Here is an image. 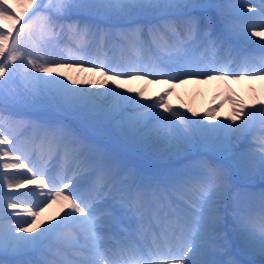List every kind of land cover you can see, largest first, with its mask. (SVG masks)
Masks as SVG:
<instances>
[{
  "label": "snow or ice",
  "instance_id": "6c2138e0",
  "mask_svg": "<svg viewBox=\"0 0 264 264\" xmlns=\"http://www.w3.org/2000/svg\"><path fill=\"white\" fill-rule=\"evenodd\" d=\"M23 4L16 12L0 0L11 22L0 30V163L24 170L0 173V264H264V101L246 110L228 96L232 116L209 126L217 108L195 119L166 99L190 81L264 79V57L241 48L264 39V0ZM109 46L149 58H101ZM237 60L242 71L228 70ZM134 80L165 90L151 98L123 87ZM36 128L39 145L28 136ZM121 151L179 166L146 173ZM28 185L31 199L5 205V187Z\"/></svg>",
  "mask_w": 264,
  "mask_h": 264
},
{
  "label": "bare ground",
  "instance_id": "6f19581e",
  "mask_svg": "<svg viewBox=\"0 0 264 264\" xmlns=\"http://www.w3.org/2000/svg\"><path fill=\"white\" fill-rule=\"evenodd\" d=\"M251 38H253L252 41L255 42V46L264 44V39H261V37ZM244 53L249 56H252V53L258 56H264V52H262L259 48L255 49V52ZM146 59L148 58H145V60ZM226 67L230 71L240 72L244 68V64L240 60H237L228 64ZM62 71L66 76H70L73 79L78 78L79 71L75 72L74 70L67 68ZM123 87L133 89L134 93L143 91L146 96L151 98L158 97V95L165 90L164 85L150 84L143 80L126 82ZM228 96H232L238 101H242L246 106V110L251 108L253 105L259 107V102L264 101V79H228L226 81L211 80L207 82L190 81L189 83L175 88L172 91V95L166 99L174 110H177L181 113V115H186L190 118L191 114L187 111V109L191 108L192 111L197 113L195 119L202 118L209 109L217 108L216 118L207 122L208 125L211 126L212 124L219 123L222 120L226 121L228 117L232 116L233 105L228 102ZM221 105L222 107H220ZM258 119L259 117H257V120ZM256 131L258 133L259 129L257 128ZM162 159L164 158L162 157ZM129 161L133 162V164L138 166L143 172L147 173V171H151L150 167L142 164L138 160H131L130 158ZM25 192H28L27 188H13L9 190L5 187V193L9 194V196H19V194H23ZM58 208L59 205H53L51 208L47 209V211L44 212L45 218L50 219Z\"/></svg>",
  "mask_w": 264,
  "mask_h": 264
},
{
  "label": "rangeland",
  "instance_id": "374dc122",
  "mask_svg": "<svg viewBox=\"0 0 264 264\" xmlns=\"http://www.w3.org/2000/svg\"><path fill=\"white\" fill-rule=\"evenodd\" d=\"M8 3H10L12 6H13V10L14 11H16V12H19V11H21V10H23V6H24V4H23V1H19V0H8ZM10 21H3V20H0V26H2V29H0V30H6L7 29V27L10 25ZM56 50H59V49H56ZM51 54H53V51L51 50ZM75 72H77V71H75ZM84 77H88V78H93L92 77V74L91 73H83V72H79V74H78V78H80V79H83ZM96 79H99V77H96ZM50 118H54V117H50ZM194 151V150H193ZM120 154L122 155V156H124V158H126V157H130V158H137V159H143V156H145V157H147L146 159L147 160H152L151 162L153 163V164H161V165H159L158 167H159V169L160 168H166V169H170V168H174V167H178L179 165H178V163L176 162V163H166V161H164V159H169V158H167V157H163L164 159H162L161 157H158V156H148V155H143V154H132V153H129V152H125V151H121L120 152ZM150 158V159H149ZM195 158V157H194ZM173 159H175V158H173ZM17 171H18V169H17ZM16 171V172H17ZM24 170H22V172H23ZM0 173H2L3 175H5V176H8V175H16V173H15V169H8V170H4L3 168H2V163H0ZM18 176V175H17ZM35 188H37V186L35 187ZM7 195H5V198H4V203H5V205L8 203V202H10L8 199H7ZM8 211H13V210H8ZM14 211H17V212H20V211H22V209H20V208H18V209H16V210H14ZM14 218H19V217H14ZM42 219H44L45 221H47V220H49V219H46L45 218V215L43 214V217H42Z\"/></svg>",
  "mask_w": 264,
  "mask_h": 264
}]
</instances>
